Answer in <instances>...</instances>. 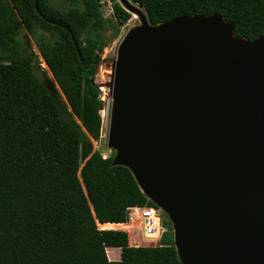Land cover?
<instances>
[{"label": "trees", "instance_id": "16d2710c", "mask_svg": "<svg viewBox=\"0 0 264 264\" xmlns=\"http://www.w3.org/2000/svg\"><path fill=\"white\" fill-rule=\"evenodd\" d=\"M60 1L68 9L0 0V264H183L174 242L135 247L127 232L99 228L126 223L130 208L158 207L127 166L94 149L106 106L94 82L110 43L104 2ZM132 1L153 26L219 14L239 39L264 36V0ZM108 2L125 26L132 14ZM23 30L49 34L39 54ZM43 63L53 80L39 75ZM108 248L121 259L109 260Z\"/></svg>", "mask_w": 264, "mask_h": 264}, {"label": "water", "instance_id": "95a60500", "mask_svg": "<svg viewBox=\"0 0 264 264\" xmlns=\"http://www.w3.org/2000/svg\"><path fill=\"white\" fill-rule=\"evenodd\" d=\"M118 1L142 28L100 86L115 164L170 215L183 264H264V36L239 39L219 14L153 26Z\"/></svg>", "mask_w": 264, "mask_h": 264}, {"label": "rangeland", "instance_id": "374dc122", "mask_svg": "<svg viewBox=\"0 0 264 264\" xmlns=\"http://www.w3.org/2000/svg\"><path fill=\"white\" fill-rule=\"evenodd\" d=\"M53 3L59 5L61 8L68 9V5L63 3L60 0H52ZM104 2V16L108 20H110L109 30L106 32L107 37L110 40L109 46L105 49V52L102 56V61L96 66V83L101 86L106 84L110 80L111 68L113 64V60L116 58L119 46L124 39V37L131 31V30H138L142 28V23L140 18L132 14V18L129 22L123 26L118 27L117 22L114 18L113 10L111 8L110 2L108 0H103ZM134 15L137 17L134 18ZM21 38L24 39L28 44L32 45L33 50L39 54L37 49V41H42L45 38L49 39V34L39 30L36 32L35 35L29 34L26 30L22 31ZM43 68L47 72L46 74L39 71V75L44 81L53 80L51 73L49 72L47 66L43 63ZM103 91V100L105 101V110H104V125H103V132L100 140L94 143V149L99 151L104 157H113L114 160H118L119 150L117 147L110 145L109 143V129H110V114H111V100L108 96V89L106 87H100ZM158 208L161 211V215L163 220L166 222V229L167 232L165 233L163 239L160 241L159 244H169L174 242V230L172 227V218L168 213H166L160 206ZM119 228H126L124 227H111V229H119ZM102 229V228H101ZM108 229V228H106ZM131 242L134 245L139 246H146L145 238L139 228L137 229H129ZM158 244V245H159Z\"/></svg>", "mask_w": 264, "mask_h": 264}, {"label": "built area", "instance_id": "2783aa9c", "mask_svg": "<svg viewBox=\"0 0 264 264\" xmlns=\"http://www.w3.org/2000/svg\"><path fill=\"white\" fill-rule=\"evenodd\" d=\"M104 110L101 112L103 121ZM131 209H129L126 228H139L147 243L146 246H158L167 232L160 209L148 206L134 207L133 210Z\"/></svg>", "mask_w": 264, "mask_h": 264}, {"label": "crops", "instance_id": "0c3cea01", "mask_svg": "<svg viewBox=\"0 0 264 264\" xmlns=\"http://www.w3.org/2000/svg\"><path fill=\"white\" fill-rule=\"evenodd\" d=\"M133 210V208L131 209ZM130 210V211H131ZM129 215V214H128ZM128 222L126 223H122V224H111V223H107V224H99V228L101 229H106L108 227V229H111L110 227H124L127 225ZM117 230H122V231H125L129 234V238H130V245L131 246H135V247H138L139 245H134L132 244L131 242V237H130V233H129V228H119ZM162 245H166V244H159V246H162ZM107 255H108V258L109 260L111 261H119L121 259V249L120 248H108L107 249Z\"/></svg>", "mask_w": 264, "mask_h": 264}, {"label": "bare ground", "instance_id": "6f19581e", "mask_svg": "<svg viewBox=\"0 0 264 264\" xmlns=\"http://www.w3.org/2000/svg\"><path fill=\"white\" fill-rule=\"evenodd\" d=\"M134 18H136L137 19V17L134 15ZM108 228V227H107ZM111 228V227H110Z\"/></svg>", "mask_w": 264, "mask_h": 264}]
</instances>
